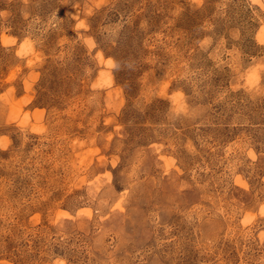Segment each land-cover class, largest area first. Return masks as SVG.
<instances>
[{
    "label": "rangeland",
    "instance_id": "374dc122",
    "mask_svg": "<svg viewBox=\"0 0 264 264\" xmlns=\"http://www.w3.org/2000/svg\"><path fill=\"white\" fill-rule=\"evenodd\" d=\"M0 264H264V0H0Z\"/></svg>",
    "mask_w": 264,
    "mask_h": 264
}]
</instances>
